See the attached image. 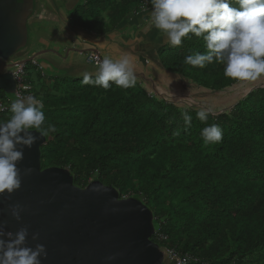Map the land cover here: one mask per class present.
<instances>
[{"label":"trees","instance_id":"obj_1","mask_svg":"<svg viewBox=\"0 0 264 264\" xmlns=\"http://www.w3.org/2000/svg\"><path fill=\"white\" fill-rule=\"evenodd\" d=\"M141 4L82 0L69 23L106 35L140 12ZM196 52H207L205 42L189 34L182 46L167 43L157 55L164 70L210 91L239 82L224 75L223 65L186 64L185 57ZM84 78L55 80L38 89L26 80L43 102L46 123L55 127L40 149L42 168H67L80 188L97 179L120 198H140L153 215L155 231L165 237L152 241L190 256L189 264H264V89L209 116L205 124L197 119L198 110L149 95L138 82L105 90L83 83ZM247 84L264 86V79ZM164 96L182 104L176 96ZM0 103L7 107L0 121H7L11 103L2 92ZM185 111L192 117L187 131ZM213 123L222 129V141L204 146L201 130Z\"/></svg>","mask_w":264,"mask_h":264},{"label":"water","instance_id":"obj_2","mask_svg":"<svg viewBox=\"0 0 264 264\" xmlns=\"http://www.w3.org/2000/svg\"><path fill=\"white\" fill-rule=\"evenodd\" d=\"M41 1L0 0V92L10 103L14 101L16 90L13 75L16 67L34 63L49 77L62 73L43 58L47 52L59 57L54 50L28 57L36 44L30 38V28L41 18L44 7L56 13L61 8L69 18L82 0H46L47 4ZM65 24L73 28L69 20ZM159 67L166 74L183 79L164 70L160 62ZM142 78L141 84L153 88L148 79ZM189 83L203 95H217L228 89L210 91ZM143 89L150 95L144 86ZM256 89H264V86L247 89L241 99ZM152 92L156 93V98L179 106V102L167 99L154 88ZM192 103L184 102V107L202 108ZM235 104L215 115L229 111ZM33 135L39 137V133ZM47 141V136L39 137L31 149H23L24 159L17 164L21 171V188L11 195H0V229L15 233L27 227V246L35 248L43 244L46 248L47 256L41 258V264H167L165 250L151 239L155 233L153 215L143 201L137 197L120 198L115 188L97 179L77 187L67 168L43 169L40 149ZM28 168L33 170L30 174L26 172ZM17 204L23 209L19 221L10 210ZM37 233L38 238L33 240V234Z\"/></svg>","mask_w":264,"mask_h":264},{"label":"clouds","instance_id":"obj_3","mask_svg":"<svg viewBox=\"0 0 264 264\" xmlns=\"http://www.w3.org/2000/svg\"><path fill=\"white\" fill-rule=\"evenodd\" d=\"M152 11L149 23L173 47L182 46L189 34L202 38L206 53L196 52L185 57V63L204 69L216 63L223 65L227 78L239 82H256L264 79V0H150ZM233 3L238 7L232 6ZM131 60L125 55L99 62L95 79L85 76L83 83L105 90L113 84L121 88L135 85ZM43 102L33 95L17 98L11 103L12 113L7 121H0V195L21 188V171L17 164L24 159L23 149H31L39 137L55 131L46 123ZM183 114L185 131L191 127L192 117ZM211 108H201L196 117L207 124ZM39 133V137L33 133ZM204 146L222 141L223 132L217 124L204 127L200 133ZM31 168L26 169L31 173ZM12 216L19 221L23 209L11 206ZM3 237H7L4 239ZM28 228L17 232L0 229V264H41L47 256L43 244L27 246ZM38 238V233L32 239Z\"/></svg>","mask_w":264,"mask_h":264},{"label":"crops","instance_id":"obj_4","mask_svg":"<svg viewBox=\"0 0 264 264\" xmlns=\"http://www.w3.org/2000/svg\"><path fill=\"white\" fill-rule=\"evenodd\" d=\"M151 11L152 6L142 8L140 12L128 16L113 32L106 35H96L92 32L82 31V29L69 30V28L62 27V25L66 27L65 21L69 19L61 8L56 13L52 12L50 8L44 7L41 11L43 12L41 18L35 21L34 25L45 23V25L51 26V23L57 21L61 24L60 30L64 32L63 38L67 40V44L63 45L64 48L61 51H58L60 57H56L49 52L43 55V58L48 60L59 72L68 70L72 75H75L72 76L73 78L96 76L97 67H88V64L80 59L83 54L95 52L100 55L102 60L106 57L117 60L127 55L131 60L136 81L141 82V77H143L151 82L155 90L163 93V89L177 91L173 77L163 72L159 67L157 50L167 44V41L163 34L149 23ZM48 15L51 18L49 17L47 21L41 20L43 16ZM49 21L50 23H46ZM48 40L47 38L41 40L42 47L47 48L45 51L52 44ZM43 41H47V43ZM81 46L84 47L80 48ZM66 52L67 54H65ZM156 82H158V85Z\"/></svg>","mask_w":264,"mask_h":264},{"label":"rangeland","instance_id":"obj_5","mask_svg":"<svg viewBox=\"0 0 264 264\" xmlns=\"http://www.w3.org/2000/svg\"><path fill=\"white\" fill-rule=\"evenodd\" d=\"M46 2H47L46 0H42L41 4L46 3ZM141 5L143 6V8L149 7V6L151 7L150 0H142ZM48 17L51 18V16H49V15H48ZM46 23H50V21L46 22ZM48 26L49 25H47V24L45 25V23H41V24H37V25L35 24V25L31 26L30 32H29L30 38L32 41L36 42V44L33 48V51L42 47L41 41H39V43H37L38 41H36V38H37V35H39L42 32H45L44 30ZM51 27L54 28L56 31H61L60 30L61 24L58 23V21L56 23H53V24L51 23ZM62 27L66 28V29L69 28V30L74 29V28H70L68 26L65 27L63 25H62ZM48 41L50 43H52L48 47L49 51L54 50L59 54L58 51H61L64 48L63 45H61L60 43H57L56 41H52L50 39ZM43 42L47 43V41L46 42L43 41ZM49 42H48V44H49ZM45 49H47V48H45ZM88 54L89 53L83 54L80 57V59L82 61H85V63L88 64L87 65L88 67H90V66L92 67V65L87 63V61H86ZM55 59L58 60V58H56V57H55ZM33 66L38 67L36 64H33V63L26 64V66L23 69V77L25 78V80H28L32 84V86L35 87L36 89H38V87H40L42 84H44L45 86L47 84H53L55 82V80H63L64 82L68 83L69 80L74 79L72 76H75V75H72L70 73V71L66 70V72L62 71L63 74H60V75L50 74V75H52V77H49V76H47V74L42 73L38 68H35ZM14 70L15 69H13V71ZM39 74H40L41 78L39 77ZM171 77H173V79L175 80L177 91L168 90V89H163V90H164V94H166L168 96H173V97L176 96L178 98V100L182 104H178L179 106H177V107L186 108V107H184V105H185L184 102H186V103L193 102L192 105L196 104V105L201 106L203 108H211L214 113L228 109L230 106L235 104L237 101H239L243 97V95L245 94L247 89L254 87V86H252V87L248 88L249 84L244 85V83H246V82H238L235 85H233L232 87L226 89L225 91L220 92L217 95L210 96L207 94L203 95V92L201 90H199L195 86H191L189 81H187V80L180 79L177 76H171ZM77 78H84V77H77ZM138 83L141 84V82H138ZM156 84L158 85V82H156ZM141 85L143 86V84H141ZM162 87L163 86L161 85V88ZM149 89H151V88L149 87ZM238 92L240 93V95H238L239 94ZM61 93H62V91H61ZM150 95L155 96L156 93L150 92ZM189 99H191L192 101L189 102ZM181 105H182V107H181ZM167 264H169L168 260H167Z\"/></svg>","mask_w":264,"mask_h":264},{"label":"built area","instance_id":"obj_6","mask_svg":"<svg viewBox=\"0 0 264 264\" xmlns=\"http://www.w3.org/2000/svg\"><path fill=\"white\" fill-rule=\"evenodd\" d=\"M86 61L87 63L91 64L94 67H98V64L100 62L98 56L93 55V54H88ZM23 68L24 67L22 66H18L13 71L14 79L16 81V90L14 93V100H16L17 98L33 95L31 85L23 77ZM6 102L10 103V101L7 98H6ZM6 110H7V107L0 103V113ZM153 236H155V238L158 241L165 240V237L156 231ZM164 250H165V255H166V258L169 264H189L193 260V258H191L188 255H177L172 250H166V249ZM203 264H206V263H203Z\"/></svg>","mask_w":264,"mask_h":264},{"label":"flooded vegetation","instance_id":"obj_7","mask_svg":"<svg viewBox=\"0 0 264 264\" xmlns=\"http://www.w3.org/2000/svg\"><path fill=\"white\" fill-rule=\"evenodd\" d=\"M48 16H44V17H42V19L41 20H43V21H47L48 20ZM69 19V18H68ZM45 32H42V33H40L39 34V40L38 41H41V40H43V39H45L46 40V38L47 39H50V40H52V41H56L57 43H61L62 45H66L67 44V40L65 39V38H63V35H64V32L62 31H56L54 28H52L50 25H49V27H47L45 30H44ZM43 38V39H42ZM84 46H81L80 48H83ZM45 50V48L44 47H42V48H39V49H37L36 51H33L32 53H30L29 55H28V57L29 56H31V55H33L34 53H36V52H40V51H44ZM55 56V55H54ZM78 57V56H77ZM101 58V57H100ZM101 61H102V59H101ZM38 68V67H37Z\"/></svg>","mask_w":264,"mask_h":264},{"label":"bare ground","instance_id":"obj_8","mask_svg":"<svg viewBox=\"0 0 264 264\" xmlns=\"http://www.w3.org/2000/svg\"><path fill=\"white\" fill-rule=\"evenodd\" d=\"M44 17V16H43ZM39 35H37V38H36V41H38L39 39ZM79 54V53H78ZM89 54H93V55H97L99 60L101 61V58H100V55L98 53H95V52H89ZM80 55V54H79ZM144 87L146 88V84H144Z\"/></svg>","mask_w":264,"mask_h":264}]
</instances>
